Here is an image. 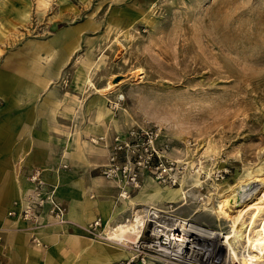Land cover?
<instances>
[{"label": "rangeland", "instance_id": "rangeland-1", "mask_svg": "<svg viewBox=\"0 0 264 264\" xmlns=\"http://www.w3.org/2000/svg\"><path fill=\"white\" fill-rule=\"evenodd\" d=\"M63 30L70 40L60 38ZM17 60L25 64L21 86L0 92V113L12 112V124L40 119L17 132V140L29 141L23 151L41 160L25 173L41 171L47 185H56L66 214L63 221L49 213L36 221L9 216L31 190L25 175L6 216L26 225L30 245L47 253L44 264L140 263L139 242L85 235L79 227L86 222L68 215L70 198L79 208L91 206L106 226L154 208L200 226L227 225L223 233L231 225L218 210L224 194L248 183L250 196L240 207L264 199V0H0V70L15 75L10 66ZM82 63L95 89L80 78ZM146 129L159 131L158 157L151 148L131 147V134ZM69 132L75 139L66 141ZM110 153L121 181L100 174ZM130 176L137 186H128ZM166 187L182 193L146 203L127 199L143 188L172 189ZM104 209L114 214L109 222ZM0 228L2 235L20 230ZM47 233L62 240L60 247L43 238ZM68 236L106 244L75 247ZM132 250V259L116 255Z\"/></svg>", "mask_w": 264, "mask_h": 264}, {"label": "crops", "instance_id": "crops-1", "mask_svg": "<svg viewBox=\"0 0 264 264\" xmlns=\"http://www.w3.org/2000/svg\"><path fill=\"white\" fill-rule=\"evenodd\" d=\"M61 39H69V34L66 30L61 31L60 33ZM70 40V39H69ZM68 40V42H69ZM20 60H17L15 65H11L10 68L15 71V75L9 74V70L3 69L0 70V92L7 93V91H13L18 89L21 86V83H17L19 80L20 75L23 74L25 64L19 63ZM22 61V60H21ZM33 67V65H32ZM51 72V70H49ZM89 71L87 72L88 76ZM26 77V76H24ZM89 77V76H88ZM84 81V80H82ZM90 81V80H89ZM85 82V81H84ZM86 83V82H85ZM89 84V83H88ZM92 84V83H91ZM90 85V84H89ZM91 87V86H90ZM94 88V87H92ZM95 89V88H94ZM107 97H102V99H99L98 108L97 111L100 112L102 107L104 106V103L106 102ZM4 112L0 113V227H7V228H15L19 227L20 230H14L10 229L7 231L4 235H2L1 241H0V264H44L46 260V251L40 248L32 247L30 245V232L25 228L26 225L23 223H20L18 221H15L13 219H9L6 216V210L10 209L12 207V201L15 200L20 193L23 191L24 186V180L22 176L27 175L25 173V170H27L29 167V164L32 163H38L40 162V158L36 157V155H32L30 158L25 153L24 147L27 146V148L30 146L26 142H29L28 140L23 139H16L18 130H24L26 125H31V123L40 120L38 118H32L23 123H15L12 124L10 122V117L8 114H11L4 108ZM23 114L22 112H16V114ZM20 121V120H19ZM23 122V121H22ZM22 125V126H21ZM25 125V126H24ZM26 129H28L26 127ZM72 132H69L67 135V140L70 141L72 138L75 139ZM36 146H39V144L33 143L32 150L35 152L37 149ZM40 147V146H39ZM25 153V154H24ZM23 163L24 168H21L19 171V168H16V164ZM19 172V173H18ZM20 175V178L17 179L16 174ZM148 188L142 189L143 192L139 193V195H136L134 198H128L130 202H137V203H146L148 202L149 195L152 194H162L163 200L169 198V194H163L166 192L171 191H154L153 193H147L144 192L147 191ZM66 205L68 206V215L72 217L75 221L80 223H89L93 219L99 217L103 221V217L96 213L94 214L92 207L90 208H79L78 201L74 198H70L68 200H65ZM22 204H17L14 206V209H19ZM104 208V206H103ZM104 216L106 217L107 222L110 221V219L113 217V213H106V210L104 209ZM94 217L92 218L91 216ZM92 218V220H91ZM88 221V222H87ZM85 223V224H86ZM83 224V225H85ZM81 225V226H83ZM108 225V224H107ZM24 228V229H23ZM70 237V238H69ZM43 238L47 241L50 240L51 243H55L57 247H60L62 240H56L55 235H52V233H47V236L43 234ZM87 238V237H86ZM90 242H87L82 239L76 240L73 236L67 237V242L73 243L75 247L77 245H91L93 247H103V244L106 243L100 242V241H92L91 239L87 238ZM77 244V245H76ZM120 249V247H117ZM116 255H122L125 258H128V253L126 252H117ZM110 263V262H109ZM107 263V264H109ZM79 264H86L84 259L79 262ZM102 264V263H101Z\"/></svg>", "mask_w": 264, "mask_h": 264}, {"label": "bare ground", "instance_id": "bare-ground-1", "mask_svg": "<svg viewBox=\"0 0 264 264\" xmlns=\"http://www.w3.org/2000/svg\"><path fill=\"white\" fill-rule=\"evenodd\" d=\"M81 66L80 78L93 87L87 76L88 65L82 63ZM246 187H248V183L232 189L228 194H224L219 202V213L228 216L231 221L226 233L223 232H225L227 225L223 227L224 229H213L187 220L184 223L186 230L179 238V248L171 251V258L178 259L181 262L202 264L203 261L214 256L218 260L216 263L213 262L214 264H264V217H260L261 212H264V199L240 207V204L246 203L245 201L250 196V192ZM167 188H172L169 192L170 199H175L182 193L180 188L166 187L165 189ZM187 192L188 189L185 188L184 197L181 201L186 198ZM128 198L130 197L127 196ZM152 198L158 199L159 196L158 194L149 195L148 201ZM249 211L250 213L247 214ZM138 215L132 214L127 223H121L115 230L111 229L114 232L113 234L109 232L108 235L115 239H124L132 245L136 244L141 227L144 224ZM245 215L248 216L247 219L244 218ZM158 216L157 212H153L151 218L155 219ZM127 253L128 258L132 259L135 257L136 252L132 250ZM214 253H216V257ZM146 264H151V262L148 261ZM164 264L173 263L168 261Z\"/></svg>", "mask_w": 264, "mask_h": 264}, {"label": "built area", "instance_id": "built-area-1", "mask_svg": "<svg viewBox=\"0 0 264 264\" xmlns=\"http://www.w3.org/2000/svg\"><path fill=\"white\" fill-rule=\"evenodd\" d=\"M159 137V131L155 130H143L141 132H134L131 134L130 138L133 144L131 147H141L143 146L145 151L151 148L155 155L158 157V153L154 151L153 143L157 141ZM94 142L98 143L100 139H92ZM115 141L120 142L123 140ZM129 144H125L128 146ZM153 152L151 151L149 155L153 158ZM126 166H133L134 164L127 160ZM120 164L116 161L115 153H110L107 163L100 167V174L107 178H114L121 181L120 174ZM165 168V166H163ZM126 168L122 169L124 173ZM174 178V176H172ZM27 180L31 183V190L26 195L24 202L21 207L17 210L14 209L8 213L9 216L13 218H19L25 221H36L43 213H49L53 218L58 221H63L66 214V208L57 200L56 185H47L42 176L41 171L34 170L27 175ZM128 186H137V180L135 176H130L129 181H127ZM175 180L170 181L169 185H173ZM126 193V191L124 190ZM157 212L158 217L152 219V213ZM168 210H157L154 208H147L140 215L144 224L141 227V231L137 238V242L140 243L141 250H138V255H141V260L139 264H146L150 261L151 264H164L166 262H171L173 264H195L193 262H181L178 259H173L172 250H177L179 248V238L181 234L186 230L185 222L187 220L170 216ZM129 219H125L122 223L125 224ZM119 224H114L113 226L105 224V222L97 217L91 222L80 226L79 229L87 236L100 239L115 241L118 244L129 243L124 239H115L108 235L109 232L113 234L117 229ZM112 229V230H111ZM2 228H0V241L2 238ZM113 239V240H111ZM131 244V243H130ZM135 245V244H134ZM125 264H135L133 260H128ZM203 264H210V261Z\"/></svg>", "mask_w": 264, "mask_h": 264}]
</instances>
